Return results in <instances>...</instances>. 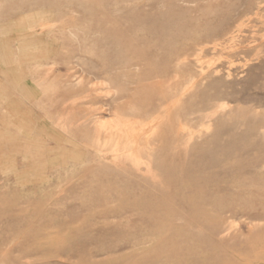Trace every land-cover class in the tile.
Masks as SVG:
<instances>
[{
    "label": "rangeland",
    "instance_id": "rangeland-1",
    "mask_svg": "<svg viewBox=\"0 0 264 264\" xmlns=\"http://www.w3.org/2000/svg\"><path fill=\"white\" fill-rule=\"evenodd\" d=\"M0 264H264V0H0Z\"/></svg>",
    "mask_w": 264,
    "mask_h": 264
},
{
    "label": "bare ground",
    "instance_id": "bare-ground-1",
    "mask_svg": "<svg viewBox=\"0 0 264 264\" xmlns=\"http://www.w3.org/2000/svg\"><path fill=\"white\" fill-rule=\"evenodd\" d=\"M234 40V39H233Z\"/></svg>",
    "mask_w": 264,
    "mask_h": 264
}]
</instances>
